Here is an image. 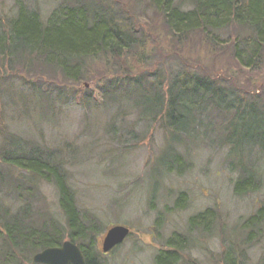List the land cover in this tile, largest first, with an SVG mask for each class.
<instances>
[{
  "label": "trees",
  "instance_id": "obj_1",
  "mask_svg": "<svg viewBox=\"0 0 264 264\" xmlns=\"http://www.w3.org/2000/svg\"><path fill=\"white\" fill-rule=\"evenodd\" d=\"M118 3L115 0H61L46 17L39 9L30 8L20 0L15 1L11 10L4 11L0 5V92L6 93L13 82L27 86L39 100L40 114L47 117L52 108L47 102H61L68 95H75V86L84 81L100 83L105 79L98 92L105 104L95 100V91L86 90L85 99L82 98L85 103L81 102V106L88 112L103 107L109 113V107H116L111 116L134 138L138 134L126 129L129 114L134 115L135 125L145 123L147 129L161 122L165 142L158 166L166 175H180L187 169L188 162L179 148L184 143H198L204 128L205 134L216 135L215 138L219 135V146L229 148L227 158L235 162L233 165L238 171L234 193L243 196L259 191L264 184V170H260L259 164L264 142L254 143L252 150L259 154L253 159L247 158L252 151L244 152L230 139L233 122L229 123V119L232 113L245 108L264 112L260 99L247 100L211 78L186 70L181 73L177 70L160 94L154 91L163 88L161 76L127 75L123 79L118 73L129 71L128 59L132 52L147 49L146 34L135 22L141 12L158 17L167 39H176L178 44L200 32L215 45L223 46L226 44L222 38L224 32L233 26L240 28L245 35L234 37L232 54L241 68L254 70L262 62L264 52V0H138L132 15ZM153 23L151 28L160 30ZM146 25L149 29L148 22ZM138 55L144 59L137 57V61L149 63L145 52ZM117 61L122 65L116 67ZM97 64L107 72L113 70V78L97 75ZM41 102H46L47 107ZM218 115L228 116V121L220 117V124L226 125L222 132L210 120ZM233 155L237 158L233 159ZM6 167L15 174L7 178L12 188L5 189L7 193L0 191V264H36L32 261L35 253L61 246L68 239L79 246L87 264H103L98 244L105 228L96 215H87L78 205L66 149L32 143L19 134L2 131L1 188ZM37 183L53 185L58 194L61 220L32 204L31 198L38 193ZM11 196L12 202H19V206L4 203ZM186 199V193H179L174 209H184ZM219 221L220 214L214 208L191 216L185 233L173 232L166 238L165 248L158 250L154 264H179L183 251L190 246L191 235L211 233L213 223ZM238 223L229 233L233 239L221 241L223 249L217 258H210V264H264V250L256 263H251L247 255L264 237V204ZM187 264L201 263L188 261Z\"/></svg>",
  "mask_w": 264,
  "mask_h": 264
},
{
  "label": "rangeland",
  "instance_id": "obj_2",
  "mask_svg": "<svg viewBox=\"0 0 264 264\" xmlns=\"http://www.w3.org/2000/svg\"><path fill=\"white\" fill-rule=\"evenodd\" d=\"M15 1L0 0L1 9L11 10ZM20 1L30 8L39 9L44 17L61 2ZM115 1L131 15L133 7L138 4V0ZM135 20L146 34L147 49L132 52L128 59L129 71L118 73L123 79L127 75L134 78L150 74H153L154 78L161 76L163 88L154 91V94H160L177 70H180V73L186 70L211 78L218 85L234 90L238 96L247 100L260 99V102L264 103V52L262 62L257 68H241L231 49L234 37L245 35L240 28L233 26L224 32L222 38L226 44L223 46L215 45L200 32L178 44L176 39H167L159 18L151 12H141ZM150 23L160 30L152 29ZM225 39H228V42ZM143 52L149 56V63L137 61V57L143 58L138 55ZM121 65V61L116 62V67ZM95 70L97 75L101 74L106 79L113 78V70L107 72L106 68L103 69L98 64ZM24 77L28 79L26 75ZM104 81L105 79L100 83L97 80L82 82L75 86V95L61 99V102L64 100L62 104L47 102L52 107L47 117L40 114L39 100L28 87L13 82L6 93L0 92V132L19 134L32 143L66 149L67 164L71 170L78 205L87 215H96L105 228L98 244V249L103 254V264H154V257L159 249L165 248L167 237L173 232L185 233L187 221L191 216L207 208H214L220 214V221L213 223L211 233L194 232L191 235L190 246L183 251V260L179 263L197 261L210 264V258H217L223 249L221 241L226 238L233 239L229 233L233 228H237L240 224L238 221L250 216L264 204V184L257 192L236 195L233 183L238 171L233 165L235 162H231L229 156L227 158L229 148L219 146V135L215 138L216 135L205 134L204 128L201 129L198 143H184L179 148L181 156L188 162L187 169L180 175H166L164 169L158 166L162 162L160 155L165 142L161 122L154 123L147 129L145 123L135 125L134 115L129 114L126 129L134 130L138 134L134 138L122 130L120 123L111 116L116 107H109V113L103 107L101 110L88 112L81 106V102L85 103L82 98L85 99L86 90L95 91V100L105 104V101L98 97ZM219 100L225 102L222 98ZM47 103L41 102L45 108ZM216 116L210 120L214 128L221 127L222 132L226 127L225 124H220L221 118L224 117ZM222 120L228 121V116ZM229 120V123L233 122L230 139L235 145L241 146L244 152L252 151L247 158L258 156L259 153L252 150V146L254 143L264 142V112L245 108L232 113ZM112 129H116L114 133L111 132ZM196 133L198 135V129ZM259 156L260 170H264V154ZM236 158L233 155V159ZM3 171L6 178L0 191L12 188L13 184L7 178H13L15 174V171L7 167ZM37 186L38 193L36 197L31 198L32 204L61 220L58 194L53 185L37 183ZM4 192L7 193L6 190ZM181 192L187 195L185 208L175 210L174 203ZM12 200L11 196L4 200V203L20 205ZM114 225L129 228L130 235L116 251L105 254L102 252V240L106 230ZM222 229L228 233H223ZM263 250L264 237L248 250L250 262L256 263Z\"/></svg>",
  "mask_w": 264,
  "mask_h": 264
},
{
  "label": "water",
  "instance_id": "obj_3",
  "mask_svg": "<svg viewBox=\"0 0 264 264\" xmlns=\"http://www.w3.org/2000/svg\"><path fill=\"white\" fill-rule=\"evenodd\" d=\"M129 234V228L123 225H114L108 228L102 240V252L109 253L121 245ZM32 261L36 264H87L81 249L71 240H65L61 246L35 253Z\"/></svg>",
  "mask_w": 264,
  "mask_h": 264
}]
</instances>
